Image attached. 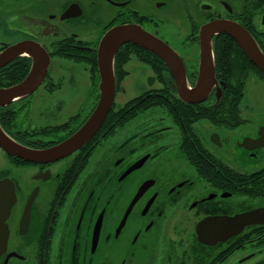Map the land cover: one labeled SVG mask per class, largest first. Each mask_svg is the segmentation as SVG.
Listing matches in <instances>:
<instances>
[{
  "label": "flooded vegetation",
  "instance_id": "obj_1",
  "mask_svg": "<svg viewBox=\"0 0 264 264\" xmlns=\"http://www.w3.org/2000/svg\"><path fill=\"white\" fill-rule=\"evenodd\" d=\"M204 2L0 0V55H10L0 67V90L23 84L38 61L43 71L37 89L0 105V126L33 150L51 149L76 134L99 102L97 50L115 27L138 25L170 47L175 42L192 88L199 78V32L209 22L240 24L264 53V0ZM171 3L179 5L174 21ZM171 22L179 29L169 40L165 27ZM131 45L121 47L123 61L115 58L108 125L83 147L39 164L0 147V264H264V224L214 246L198 238L206 219L264 207V194L241 196L236 181L259 180L264 192V175L239 169L264 148V129L237 133L246 120L235 128L215 120L216 111L206 112L222 102L227 74L215 69L220 98L215 87L204 102L189 104L165 63L158 57L164 70L155 54ZM65 86L77 93L61 94ZM155 97L179 110L178 119L162 107L135 111Z\"/></svg>",
  "mask_w": 264,
  "mask_h": 264
},
{
  "label": "water",
  "instance_id": "obj_2",
  "mask_svg": "<svg viewBox=\"0 0 264 264\" xmlns=\"http://www.w3.org/2000/svg\"><path fill=\"white\" fill-rule=\"evenodd\" d=\"M222 34L231 37L251 63L264 72V53L258 43L245 28L231 20L218 19L201 27L199 78L194 88L188 83L182 59L169 45L138 25L115 27L104 35L97 50L100 99L87 123L67 141L47 150H33L22 146L12 140L0 126V147L5 153L37 164L60 160L83 147L102 128L113 107L116 93L115 58L120 48L130 43L152 52L165 63L175 79L173 86L184 102L202 103L215 87L220 98L221 89L215 78L213 42L215 37ZM9 59V54L0 55V67ZM41 72L43 71L38 61L30 77L23 84L11 90H0V105H3L10 96H22L37 89L42 80ZM260 141L261 137L258 139V142ZM259 147H264V144ZM262 224H264V207L233 217L209 218L198 225V238L203 244L214 246L238 237L247 227Z\"/></svg>",
  "mask_w": 264,
  "mask_h": 264
},
{
  "label": "trees",
  "instance_id": "obj_3",
  "mask_svg": "<svg viewBox=\"0 0 264 264\" xmlns=\"http://www.w3.org/2000/svg\"><path fill=\"white\" fill-rule=\"evenodd\" d=\"M131 46L136 50L139 49L143 52L151 54L150 52H147L138 46H134V44H132ZM124 49L125 48H121L117 53V64L119 63V60L123 61L122 58L126 57ZM215 54L217 73H222L223 76L227 74L228 77L224 80L226 86L223 91L222 102L214 108L208 110L206 109V112L216 111L218 114L215 115V120H217L219 123H228L232 127L238 128L243 123L240 108L244 99L247 80L252 73L258 74L260 78L264 79V72L260 71L256 66H254L245 56L243 51L239 48L237 43L226 34L217 37V39L215 40ZM152 55L154 54L152 53ZM154 59L158 62L159 65H162V68H164V70L166 69L162 61L157 56L154 55ZM243 67H246L247 71L244 72ZM165 99L163 97H155L150 102V106L145 108L144 106H141L138 107V109H136L135 111H145L154 107H162L164 109H167L174 116V118L178 119V116L175 115V111L179 112V110H175L173 106H170L168 100ZM131 105L132 104H130L126 108L127 111L131 110ZM176 109H178V107ZM200 110L203 111L205 109L202 108ZM193 113L194 111L186 112L187 115ZM112 116L113 115L111 114V117ZM202 116L205 117L207 115L203 114ZM105 125L107 126L108 122L105 123ZM199 169L201 173H204L203 168ZM219 169L222 171L220 173H226L223 171L222 167H219ZM231 174H234L233 176H237V174L235 173L231 172ZM259 175H264V169L259 171L258 173L252 174V176ZM236 181L240 184L237 189L241 196L250 197L251 200H254L260 197V194H264V192H262V188L260 187L259 180L251 181L249 185L244 183V179H236Z\"/></svg>",
  "mask_w": 264,
  "mask_h": 264
},
{
  "label": "rangeland",
  "instance_id": "obj_4",
  "mask_svg": "<svg viewBox=\"0 0 264 264\" xmlns=\"http://www.w3.org/2000/svg\"><path fill=\"white\" fill-rule=\"evenodd\" d=\"M167 1V0H165ZM207 1V0H203ZM209 1V0H208ZM207 3V2H204ZM201 4H203L201 2ZM201 4L197 7V11L201 9ZM168 13H171V21H174L176 17H178L179 13V5L178 3H174L172 6H169ZM178 25L174 22H171L169 25L165 27V32L169 37V40L175 39V35L178 32ZM186 34L181 33V39L183 40ZM180 40V39H179ZM172 49H177L179 47L175 42L171 41L170 43ZM190 50V49H187ZM186 51V50H185ZM185 51L181 50L184 54ZM137 61H134L132 64L137 65ZM260 76L258 74L252 73L246 83L244 99L241 104V116L244 120H246V124L242 126L240 129H237V133H241L243 130H250L254 132V134H259V132L264 129V83L260 82L258 79ZM77 91L73 90L69 86H65L61 94H76ZM121 105L125 103V101L118 100ZM173 125L172 123L170 124ZM238 140H242V135L238 137ZM253 140V139H250ZM231 164H235L234 162H230ZM264 168V148H262L258 154L256 159L249 158L247 163L242 166L239 165V169L245 173H254L262 170ZM251 253L248 252V254ZM255 261L250 260L247 264H253Z\"/></svg>",
  "mask_w": 264,
  "mask_h": 264
}]
</instances>
